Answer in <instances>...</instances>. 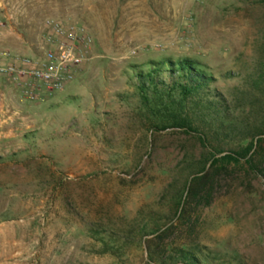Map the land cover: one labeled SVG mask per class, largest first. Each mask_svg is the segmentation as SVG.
Here are the masks:
<instances>
[{
    "label": "rangeland",
    "instance_id": "rangeland-1",
    "mask_svg": "<svg viewBox=\"0 0 264 264\" xmlns=\"http://www.w3.org/2000/svg\"><path fill=\"white\" fill-rule=\"evenodd\" d=\"M46 19L91 47L42 103L0 79V264H174L183 244L207 264H264V0H0V48L34 56ZM163 58L206 66L233 134L160 129L130 67ZM259 135L250 164H217L204 206L185 203L210 154Z\"/></svg>",
    "mask_w": 264,
    "mask_h": 264
},
{
    "label": "trees",
    "instance_id": "trees-1",
    "mask_svg": "<svg viewBox=\"0 0 264 264\" xmlns=\"http://www.w3.org/2000/svg\"><path fill=\"white\" fill-rule=\"evenodd\" d=\"M130 70L133 86L142 106L161 125V130L180 129L191 132L202 143L207 141L208 133H213L214 137L234 133L235 125L224 100L215 89V79L199 61L190 58H163L148 61L145 65H131ZM260 136L249 142L244 138L241 142L248 143L245 147H240L239 151L210 154L208 168H203L192 176L186 190L185 203L192 199L198 206H204L206 198L200 194L210 183V171L219 163L236 164L240 160H246L254 147L260 145ZM252 158L250 156L246 163L250 164ZM171 252L173 256L168 257L167 262L173 261L174 264H207L210 259L209 251L203 247L189 248L183 244L177 251ZM157 260L164 262L162 257Z\"/></svg>",
    "mask_w": 264,
    "mask_h": 264
},
{
    "label": "built area",
    "instance_id": "built-area-1",
    "mask_svg": "<svg viewBox=\"0 0 264 264\" xmlns=\"http://www.w3.org/2000/svg\"><path fill=\"white\" fill-rule=\"evenodd\" d=\"M90 47L91 38L84 27L46 19L34 56H19L0 48V79H6L29 103H42L45 93L60 91L72 82L75 72L88 60Z\"/></svg>",
    "mask_w": 264,
    "mask_h": 264
},
{
    "label": "crops",
    "instance_id": "crops-1",
    "mask_svg": "<svg viewBox=\"0 0 264 264\" xmlns=\"http://www.w3.org/2000/svg\"><path fill=\"white\" fill-rule=\"evenodd\" d=\"M22 44H24L23 45V47H20ZM0 45H7V43H5L4 41H0ZM19 48H24V52H26V53H28V51L30 52H32L33 50L31 49V45H30V43H28V42H21L19 45ZM15 48H16V46H15ZM15 48H13V49H15ZM18 49V48H17Z\"/></svg>",
    "mask_w": 264,
    "mask_h": 264
}]
</instances>
